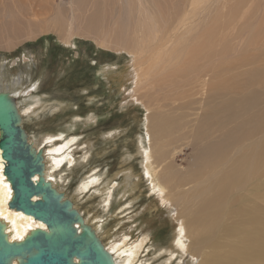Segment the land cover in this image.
I'll return each instance as SVG.
<instances>
[{
	"label": "rangeland",
	"instance_id": "374dc122",
	"mask_svg": "<svg viewBox=\"0 0 264 264\" xmlns=\"http://www.w3.org/2000/svg\"><path fill=\"white\" fill-rule=\"evenodd\" d=\"M122 1L0 0V86L10 91L14 89L13 94L18 98V105L24 111L35 102L39 103V107L44 106V109L38 108L32 115L22 114L24 126L30 133V140L35 139L41 146L46 144L44 147L48 151L69 143L61 152L63 157L66 154L63 159L65 161H62L58 169H54L56 178L61 182L59 188L66 190L70 197L75 195L73 200L78 205L79 211L85 217H92L91 221L96 220V225H99L97 232L106 246L127 237L129 246H140L139 256L134 264H193L188 252L183 257L174 254L175 257L168 261L170 256L167 248L172 241L176 225L179 222L181 224L182 220L179 214L174 215L171 208L162 205L159 197L149 191L148 182L143 175L141 157L136 152L138 137L146 135L150 115L153 113L182 118L179 120V124L182 125H177L179 130L172 126L175 130L171 129L169 131L171 134H167L168 136L163 138L164 141L158 139L156 142H171L168 148H175L177 151L174 156L175 162L180 173L184 175L196 165V159L204 154L203 148L208 147L197 142H237L234 131L238 134L240 130L242 132L240 122L249 117L248 113H256V109H246L248 116L239 113L225 124L224 116L229 117V115L224 108L217 113V117H223L224 120L222 118L214 131L208 133L201 141L195 138L194 132L201 118L211 104L212 106L215 104L208 99L212 88H206L204 94H199L197 88L188 90L190 88L186 81L192 79V76L189 74L182 76L181 70H178L184 68V64L167 60L160 65V69L165 71L158 80L147 81L142 88L136 90L140 77L135 83L129 76L122 75L123 73L125 76L129 75L132 64L131 54L136 51L135 48L131 45L130 49L125 47L122 50L117 45H99L97 42L98 33L100 35V32L107 27L120 30V21L111 26V20L118 17L116 8L120 7ZM148 2L152 13H155V21L158 20L157 33L162 35L171 30L170 25L173 24L175 16L182 11L185 0H148ZM71 3H74L82 13L83 27L88 26V29H84L82 33L88 31V34H75L66 41L63 34L67 30L63 28V24L53 19L52 10H49L48 14L44 11L49 6L53 8L58 6L64 15H68ZM251 4L252 7H249ZM240 6H244L243 11H240ZM162 7L166 8L160 12L158 9ZM229 9L232 12L229 21L238 18L241 13H245L244 19L239 22L233 34H228L224 39L218 35L219 29H217L216 47L211 49L232 51L238 43L242 45L236 49L237 51L235 50L238 55L233 60H229L230 56L217 58L215 64L222 65V69L212 84H217L218 87L212 92H217L220 97L217 99V105L233 101L229 105L230 109L239 111L242 101L264 96V60L254 66L241 68L242 70L235 71L234 68L230 72L223 70L229 61L254 52L250 50V46L253 32L258 31V27H261L259 36L264 37V29H262L264 24L261 26L260 20L264 13V0H227L225 12L228 13ZM37 11L39 15L34 14ZM217 21L219 20L216 17L211 27L215 26ZM148 42L149 39L146 43ZM259 52L264 54V46ZM150 55L151 52H148L145 55L147 57L144 56V61H148ZM170 55H166V58ZM151 63L153 60L147 66ZM252 67L254 71L243 76L245 79L257 77L258 84L245 91L248 84L241 91L232 88L228 91L224 90L225 82L241 81L238 77L234 79L233 71L236 73L250 70ZM210 121L211 119L208 118L207 123L209 124ZM205 125L206 123L202 125L201 133ZM50 134L54 136V142L48 143L45 137ZM155 136L158 137L156 133ZM246 138L247 140L238 142H250L246 152H243L248 156V160L250 158L249 174H264L263 126L249 129ZM154 150H157V153L153 157L158 156L159 145L154 147ZM86 154L87 159H83ZM72 157L74 159H71V162ZM129 167L133 170L131 181H136L137 176L142 175L136 189L131 183L122 184L124 171L127 172ZM96 170H98L97 175H104L102 182L112 178V184H116L108 204L99 203L105 195L101 197L99 193L94 192L97 188L95 185L77 193V187L83 178ZM156 180L158 181L157 178ZM190 180V184L183 187L182 192L192 191L195 194L199 186L195 185L194 177ZM122 190L128 192L125 197H120ZM182 206L183 212L186 206L184 204ZM128 253L127 249L123 259Z\"/></svg>",
	"mask_w": 264,
	"mask_h": 264
},
{
	"label": "bare ground",
	"instance_id": "6f19581e",
	"mask_svg": "<svg viewBox=\"0 0 264 264\" xmlns=\"http://www.w3.org/2000/svg\"><path fill=\"white\" fill-rule=\"evenodd\" d=\"M124 1H122L118 9L116 8L118 17L114 18L113 16L116 20H111V26L120 21V30H115L112 27L104 28L105 30L100 32V35L98 33L97 42L99 45H117L122 50L125 47L130 49L131 45L135 48V52L131 51L133 54H131L132 64L129 69V75L125 76L124 73L122 75L123 77L129 76L135 83L140 77L141 80L136 84V90L142 88L147 81L158 80V77L165 71V69H160V65L163 61L170 60L176 64H184V68L178 69L181 70L182 76L187 74L192 76V79L186 81L190 88L188 90L191 91L197 88L199 94H204L206 88H212V91H216L215 88L218 85L212 84L222 69V65L215 64L217 63V58L230 56L229 60H233L238 55L235 50L242 44L237 42L238 46L236 45L237 47H234L232 51H219V49H211V47H216L217 33L223 39L228 34H233L239 22L243 21L245 13H241L238 18L229 21L232 12L231 8L228 13L225 12L227 0H185L182 11L175 16L173 24L170 25L171 30L159 35L157 33L158 20L157 22L155 21V13H152L148 0H133V2L132 0H127L125 3ZM69 7L68 15H64V12L62 13L58 6L54 8L49 6L45 11L43 10L45 14L52 10L53 19L63 24V28L67 30L63 34V38L66 41L70 40L75 34H88V31L82 33L84 29H88V26L83 27L84 23L81 22L82 13H80V10L78 11L79 8L77 9L74 3H71ZM249 7H252V4ZM165 8L162 7L158 10L161 12ZM243 8L244 6H240V11ZM34 14L39 15V12L37 11ZM85 14L87 15V13ZM216 17L219 21H217L215 26L211 27ZM260 20L262 26L264 24V13ZM217 29L219 30L216 33ZM257 29L259 30H255L253 37L251 36L252 44L250 46V50L254 51L253 53L255 54L243 55L234 61L228 60L229 62L228 64L226 63L227 65L223 72H230L233 68L235 71L236 69L242 70L241 68L245 69V67L250 65L254 66L264 60V54L259 52L264 46V37L259 36L261 35V27ZM262 29H264V26ZM148 39L150 42L146 43ZM148 52H151L149 60L144 61V56ZM168 54L171 55L166 58ZM152 60L153 63L147 66ZM193 61L196 63L192 64ZM146 62H148L147 65ZM248 70L236 73L233 71L235 75L231 76L235 77L234 79L238 77L241 81L229 80L225 82L223 85L225 87L224 90L228 91L229 88H232L236 91H241L248 84V87L244 89L245 91L249 87L258 84L255 76L246 77L245 79L243 75L246 76L252 73L254 68L252 67ZM220 85L222 88V82ZM0 89H2L1 86ZM131 90L133 92V89ZM212 91L209 92L208 99L215 102V104L213 106L211 104L204 117L201 118L194 132L195 138L201 141V139L207 137L208 133L214 131L223 118L217 117V113L224 108H226L229 115V117L224 116L226 119V122L224 121L225 124H227L228 120H233L239 113L247 114L246 109H256V113H248L249 117L240 122L243 131L241 132L240 130L239 134L234 131L233 134L236 140H247V131L251 128L257 129L263 126L264 129V105H262L264 96L242 101L241 109L243 110L236 111L237 109L232 108L234 110H231L229 106L233 101L227 100L229 102L226 104L217 105V99L220 97H218L217 92L213 93ZM11 92L13 94L14 89ZM38 105L39 103L35 102L34 105L26 107L25 111L20 107L19 109L21 114L29 116L35 113L38 108L44 109V106L39 107ZM208 118L211 119L209 124L207 123ZM179 120H182V118L178 119L162 113L151 114L148 124L150 129L148 126L146 135L138 137L136 149L137 154L141 157L143 175L148 182L149 191L159 197L162 205L171 208L174 215L175 213L179 214V218L181 217L182 220H180L181 224L179 222L176 225L172 241L167 248V253L170 256L168 261L175 257L174 254H180L183 257L188 252L190 259L194 263L198 262V264H264V174H249L250 158L248 160V156L243 152H246L250 142H231L229 139L230 142H197L206 144L208 147L203 148L204 154L196 159V165H193L191 170L182 175L176 165V158H174L177 151L175 148H168L171 142H156L158 139L164 141V137L170 133L171 129L175 130L174 127L177 128V125H182V123L179 124ZM205 123L204 131L201 133L200 129ZM240 123L238 124L241 125ZM222 124L224 125V123ZM177 130L179 129L177 128ZM155 133L158 137L155 136ZM53 138L54 136L50 134L45 137V141L48 143L54 142ZM232 140L234 139L232 138ZM31 141H33L32 143L35 146L41 147L40 143L35 139ZM67 145L69 143L49 149V151L45 149L47 177L58 187H60L61 182L59 178V180L56 178L54 169H58L57 167L66 156V154L64 157L61 156V152ZM157 145L160 147V152L158 156L153 157L157 153V150H154ZM86 157L87 154L83 156V159H87ZM71 159L74 158L72 157ZM4 168L5 159L3 157V149L0 146V218L7 225L10 240H19L15 238L18 236L24 238L32 229L41 227V225H43L41 228H47L45 223L36 220L33 216L9 207L13 190L4 173ZM127 170V172L126 170L124 171L125 177L122 184L131 183V186L136 189L139 186L142 175H138L136 181H131L133 170L130 167ZM97 174L98 170L93 171L88 176L86 175L77 187V193L84 192L95 185L97 188L94 192L99 193L101 197L105 195L103 199L99 200V203L108 204L116 184H112V178L102 182L104 175L99 176ZM193 177L194 182L196 181L195 185L199 186V190L195 191V194L192 191L182 192L183 187H187L186 185L190 184V179H193ZM127 193L126 190H122L120 197H125ZM70 199L74 201L75 195ZM130 202L132 203V201ZM73 203L78 208L76 202ZM182 204L186 206L183 212ZM174 206L176 209L179 208V210H176ZM85 218L86 222L91 224L96 230L99 228V225H96V220L91 221L92 217ZM188 239L189 242H187ZM129 245L128 238L125 237L115 243H111L110 246H105L114 255L116 264H134L135 260L138 259L140 246ZM127 249L129 251L128 256L125 255L126 258L123 259Z\"/></svg>",
	"mask_w": 264,
	"mask_h": 264
},
{
	"label": "water",
	"instance_id": "95a60500",
	"mask_svg": "<svg viewBox=\"0 0 264 264\" xmlns=\"http://www.w3.org/2000/svg\"><path fill=\"white\" fill-rule=\"evenodd\" d=\"M18 102L10 90L0 89V146L13 190L9 207L47 228L36 227L12 241L0 218V264H116L67 191L47 177L45 147L30 140Z\"/></svg>",
	"mask_w": 264,
	"mask_h": 264
},
{
	"label": "snow or ice",
	"instance_id": "6c2138e0",
	"mask_svg": "<svg viewBox=\"0 0 264 264\" xmlns=\"http://www.w3.org/2000/svg\"><path fill=\"white\" fill-rule=\"evenodd\" d=\"M41 227H43V225H41ZM16 239H23L22 236H18V237H15ZM177 243H179V241H177Z\"/></svg>",
	"mask_w": 264,
	"mask_h": 264
}]
</instances>
